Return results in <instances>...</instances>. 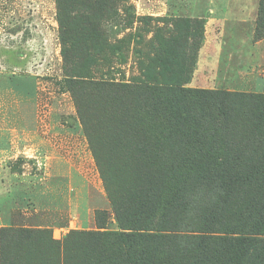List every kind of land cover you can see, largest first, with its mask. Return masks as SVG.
<instances>
[{"label": "rangeland", "instance_id": "rangeland-1", "mask_svg": "<svg viewBox=\"0 0 264 264\" xmlns=\"http://www.w3.org/2000/svg\"><path fill=\"white\" fill-rule=\"evenodd\" d=\"M190 1L177 13L164 6L167 0H0V138L6 141L14 130L17 140L12 149L10 144L0 149L7 152L0 158V217L46 231L30 245L13 246L14 253L54 255L55 248L45 244L51 239L64 245L66 264H109L120 253L138 255L151 248L153 233L142 230L143 220L135 223L141 191H154L153 199L169 184L190 191L202 179V149L211 143L210 135L202 134V113L187 141L176 143L199 153H193L201 162L197 168L160 173L161 161L151 146L145 153L148 168L146 160L131 157L108 162L110 150L122 148L111 127L118 120L126 123L132 113L117 116L107 97L89 92L75 96L83 107L82 124L71 93L76 83L220 89L264 97L257 87L264 77V30L256 32L259 0L254 20L226 23L218 78L210 87L202 85L205 20L199 0ZM242 83L244 89L235 85ZM131 98L125 93L123 100ZM231 112L221 108L222 115ZM238 114L233 115L236 125ZM123 130V147L131 137L144 136L141 129ZM199 212L194 221L202 208ZM126 226L135 231L123 230ZM76 232L82 235L71 234ZM125 234L135 235L139 245L122 244L116 235ZM192 243L191 236L182 246L190 251Z\"/></svg>", "mask_w": 264, "mask_h": 264}, {"label": "trees", "instance_id": "trees-1", "mask_svg": "<svg viewBox=\"0 0 264 264\" xmlns=\"http://www.w3.org/2000/svg\"><path fill=\"white\" fill-rule=\"evenodd\" d=\"M259 4L256 32L264 30V0H259ZM89 92L107 97L117 116L121 117L128 111L132 113L126 123L120 119V124L117 122L116 126L115 122V126L111 127L115 140L121 142L122 148L110 150L108 162L113 158L120 160L131 157L146 160L148 168L147 158L150 156L145 153L151 146L161 161L160 173L171 172L177 167L197 168L201 163L197 161L199 153L176 143L184 144L187 141V136L195 129V117L201 113L202 134L207 132L211 138L210 145L202 149V179L198 178L190 191L185 185L178 188L169 184L153 199L154 191L148 188L141 191L142 204L139 205V216L135 218V223L143 220L146 225L142 230L153 232L149 237L151 248L141 249L138 255L132 256L120 253L121 256L109 264H264L262 94L220 89L194 92L163 85L140 87L112 81L76 83L71 93L82 124L83 107L77 103L75 96ZM125 93L132 97L129 103L123 100ZM184 93L189 96H182ZM222 107L233 112L222 115ZM240 109L242 111H238ZM238 112L239 124L236 125L233 115ZM205 120L208 123L205 124ZM125 127L141 129L144 136L131 137L129 146L123 147ZM176 136L182 140H176ZM121 144H117V147ZM93 150L97 151V147ZM99 172L108 188L107 177L101 170ZM153 200L155 206L150 205ZM200 200L201 207L198 205ZM200 208L202 216L194 221L192 217ZM123 230H134V227L126 226ZM170 232L177 234L176 239L159 234ZM43 233L46 231L24 226L0 228V264H66L64 245L51 239H47L45 244L50 249L55 248L54 255H31L28 252L4 255L7 246L30 245ZM71 234L82 235L77 232ZM213 234L220 236H210ZM116 236L129 249L139 245L134 239L135 235ZM191 236L196 243H192L188 251L182 245L188 243Z\"/></svg>", "mask_w": 264, "mask_h": 264}, {"label": "crops", "instance_id": "crops-1", "mask_svg": "<svg viewBox=\"0 0 264 264\" xmlns=\"http://www.w3.org/2000/svg\"><path fill=\"white\" fill-rule=\"evenodd\" d=\"M256 1L257 0H199L198 4L202 8V18L205 20L204 42L201 50L203 86L210 87L217 82L224 45L222 39L225 33L226 23L228 21L246 22L254 20L256 16ZM190 2V0H167L164 6L174 10L179 9L177 13H181L190 5ZM235 85L239 87V89H244L246 86L244 83ZM257 87L264 93V77L261 84L257 85ZM7 131L9 132V129H7ZM15 133L14 130L10 131V136H7L6 141L0 138V149L1 146L3 147L4 145L8 147V144L11 145V149L17 145ZM5 154H7V152L0 150V158ZM11 226L29 227L24 223L17 225L15 219L10 218L8 215L0 217V228ZM14 250L15 248L13 246H7L4 255H14Z\"/></svg>", "mask_w": 264, "mask_h": 264}]
</instances>
